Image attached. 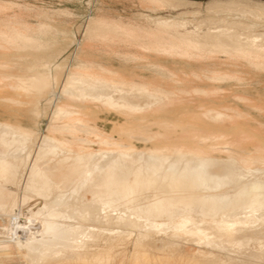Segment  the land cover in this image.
Masks as SVG:
<instances>
[{"label":"bare ground","instance_id":"bare-ground-1","mask_svg":"<svg viewBox=\"0 0 264 264\" xmlns=\"http://www.w3.org/2000/svg\"><path fill=\"white\" fill-rule=\"evenodd\" d=\"M220 2L205 9L210 23H220L202 30L189 27L188 17L199 12L159 19L166 36L91 16L88 37L136 45L145 55L127 53L123 59H146L141 66L166 80L169 70L148 59L185 55L184 48L246 60L264 71V31L256 33L264 26V12L261 18L253 12L247 17L236 4ZM86 59L68 63L57 89L56 75H38L53 103L47 134L0 119V200L5 202L0 213L10 216L16 207L30 212L27 217L18 212L10 235L0 240V264H110L125 245L138 258L154 250L174 253L182 240L195 248V264H264V159L218 157L213 145L154 148L158 133L146 135L145 129L130 133L146 145L137 148L101 131L90 122L87 104L130 118L160 112V98L146 84L126 86L123 78L104 73V64ZM12 250L20 261L13 260Z\"/></svg>","mask_w":264,"mask_h":264},{"label":"rangeland","instance_id":"rangeland-1","mask_svg":"<svg viewBox=\"0 0 264 264\" xmlns=\"http://www.w3.org/2000/svg\"><path fill=\"white\" fill-rule=\"evenodd\" d=\"M25 1L27 3L0 0V100L16 108H26L31 115L30 121L22 123L17 118L1 115L0 119L32 128L39 134H47L48 114L53 108V103L48 102V88L38 75L49 73L56 75L58 80L54 83V88L57 89L60 79L66 74L68 65L74 59L81 57L77 56L75 52L72 60L62 59L59 61L55 59V52H49L53 48V40L56 35L61 34L65 38V32L51 23L52 17L70 15L68 10L60 8L65 5L59 0ZM181 1L180 7L172 8L167 5L161 6L158 1L152 0H83L84 12L96 13L88 14L87 18L82 17L74 21L75 27L80 28V39L76 41V48L80 46L96 53L109 55L105 58L116 65L122 66L119 64L121 61L123 63L136 62L137 67L132 69L136 72L123 71L90 57L82 59L87 58L86 60L92 63L104 64L102 71L123 78L126 86L146 84L151 93L159 96L158 103L161 106V111L157 113L130 118L124 116L125 121L118 126L120 132L117 135L96 122L99 111L117 113L113 110H105L100 106L87 104L88 109L85 110L90 122L101 131H106L116 139L137 148H146V145L133 140L130 133H137L145 129L143 132L146 135L158 133L155 142L151 144L154 148L182 144L206 150L208 146L213 145L216 148L213 155L218 157L226 158L228 154H231L238 158L249 156L254 160L264 159V71L254 69L246 60L217 57L184 48L185 55L166 53L161 57L147 58L148 61L161 64L169 70L170 78L166 80L154 74L152 70L142 67L146 64V59L137 61L123 59L122 55L127 53L138 54V56L145 55L136 45L118 39L101 40L88 37L87 24L89 23L88 18L91 16L102 21L113 20L148 30H161L160 33L166 36L167 34L162 31L159 19L174 16L177 12L200 13L196 18L188 17V20L192 22L189 27L197 26L202 30L207 26L217 25L219 20L215 19L210 23L205 9L219 1H221L220 3L224 2L222 6L225 7L227 4H236L234 6L237 10H245L247 17L255 13L253 16L261 18V13L264 12L262 9L264 0ZM148 11H152V13ZM32 14L41 19L29 20L27 16L34 17ZM260 27L256 29V33L264 31V26ZM175 34L177 33L175 32ZM78 41L80 42L79 46L77 45ZM3 52H11L9 59H1ZM254 60L259 61L256 58ZM127 70L130 69L127 68ZM58 102H62V100L58 99ZM43 117L45 118L41 122ZM7 188L12 193L19 195L23 193L16 186L7 185ZM0 202L5 203L4 200H0ZM18 212L22 217L30 215L29 207L21 209L16 207L14 214L10 216L0 213V240L10 235L9 228ZM14 251L10 252L14 256L13 260L20 261L21 256ZM194 251V247L182 240L177 244L174 253L165 254L161 251L157 253L154 250L138 257V259L132 257V248L128 244L125 245V248L123 246L116 251L110 264H193L192 254ZM68 264L75 263L69 262Z\"/></svg>","mask_w":264,"mask_h":264},{"label":"crops","instance_id":"crops-1","mask_svg":"<svg viewBox=\"0 0 264 264\" xmlns=\"http://www.w3.org/2000/svg\"><path fill=\"white\" fill-rule=\"evenodd\" d=\"M16 2H24L27 3L25 0H12ZM64 4L65 6H62L60 8L66 9L70 12V15L68 16H62V17H52L51 18V23L54 24L59 30H62L65 32V38L64 35L58 34L55 36L53 40V48L49 52H55V59L56 60H72L73 59V54L76 52V55L85 58V57H90L92 59H95L97 61H101L104 63H107L108 65H111L113 67H118L122 69L123 71H135L132 70L137 65L135 63H123L121 65H116L111 63L108 59L105 57H108L109 55L101 54V53H96L91 51L88 48L84 47H78L76 48V41L79 40V34H80V28L75 27L74 21H77L81 19L82 17L88 16V14L96 13V12H84V7H83V0H59ZM29 3V2H28ZM152 13V12H151ZM34 17H29L27 18L29 20L31 19H41L40 17H36L34 14H32ZM85 18V19H86ZM148 30V29H146ZM11 52H3L1 55L2 60L9 59ZM135 64V66H133ZM132 65V66H131ZM134 67V68H133ZM129 68L130 70H127ZM136 72V71H135ZM50 74V73H49ZM43 101V98L41 99V102ZM0 115L1 116H9L13 118H17L20 120L22 123H28L30 121V114L28 113L26 108H16L12 105H9L5 103L3 100H0ZM264 115V114H263ZM97 119L96 122L105 128L108 131H112L114 135H117L120 130H119V125L123 124L125 121V117L123 115L114 113V112H109V111H99L97 114ZM45 117L42 118L41 122H43Z\"/></svg>","mask_w":264,"mask_h":264}]
</instances>
